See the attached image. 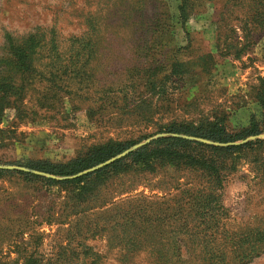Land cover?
Returning <instances> with one entry per match:
<instances>
[{
	"label": "rangeland",
	"instance_id": "obj_1",
	"mask_svg": "<svg viewBox=\"0 0 264 264\" xmlns=\"http://www.w3.org/2000/svg\"><path fill=\"white\" fill-rule=\"evenodd\" d=\"M190 3L181 29L176 21L178 0H0V61L10 59L7 37L20 44L36 35L45 50L58 49L52 60L36 64L56 87L49 89L33 76L27 81L31 87L21 115L12 107L4 111L0 163L24 158L65 162L93 145L161 136L156 132L173 122L220 117L229 131H239L252 117L260 120L256 92L264 79V24L251 20L256 1ZM75 37L94 46L81 83L63 67L70 66ZM173 60L193 62L190 76L182 84L174 80L173 85L150 89L155 74L161 75ZM45 62H55L56 67L49 69ZM64 70L67 74L60 75ZM260 136L264 133L237 143L264 140ZM262 156L264 145L239 154L233 167L224 161L229 172L217 189L223 210L217 207L212 213L217 233L210 235V246L234 252L235 246L246 244L239 241L243 233L264 228V187L254 168L255 159ZM207 186L198 173L168 166L156 173L113 178L96 203L74 207L58 188L2 178L0 264H24L29 258L41 264H212L198 251L191 252L206 243L189 237L198 228L189 225L184 237L168 233L170 223L184 218L180 210L137 215L136 224H149L154 235L132 252L111 229L114 220L120 222L119 208L107 203L101 208L109 209L102 214L98 208L112 196L115 203L129 199L149 210L176 200L187 207L194 201L186 190ZM105 223L110 225L103 227ZM168 245L179 246L183 255L159 258L149 249ZM230 251L225 260L238 264ZM245 264H264V252Z\"/></svg>",
	"mask_w": 264,
	"mask_h": 264
},
{
	"label": "trees",
	"instance_id": "obj_2",
	"mask_svg": "<svg viewBox=\"0 0 264 264\" xmlns=\"http://www.w3.org/2000/svg\"><path fill=\"white\" fill-rule=\"evenodd\" d=\"M232 1L235 4H241L243 0ZM254 1H256V6L252 8L254 15L251 20L256 25H263L264 0ZM175 8L176 21L182 29L189 18L191 10L190 0H178ZM105 25L108 29L112 28V26ZM6 40L9 47L10 59L0 61V123L7 108L12 107L17 114H20V108L26 92L31 87V83L27 82L30 78L37 76L36 78L40 82L47 84V88L49 89L50 87L55 88L57 85L52 79L46 77V73L39 72L36 65L41 59L46 61L47 58L53 57V54L58 51L55 46L51 50H45L43 40L36 35L27 37L20 44H14L9 37ZM72 41L69 49V52H73L69 53L72 69L69 68L70 66L63 67H66L65 69L70 74H74L73 80L77 76L79 83H81L82 75L85 72L84 64L92 56L91 53L94 50V46L93 43H90L92 41L85 38L75 37ZM42 51L48 52L47 55H44ZM193 64V62L177 60L169 62L166 69L160 72L161 75L155 74L153 82L149 84V88L159 90L162 85L165 86L168 83L169 85L175 84L174 80L182 84L185 78L190 76ZM45 65L49 69L56 67L55 62H45ZM66 70L59 71V74L66 75ZM68 77L69 75L63 81ZM111 90L114 89L111 88ZM256 100L262 111L260 120L252 117L248 126L239 131H229L226 123L220 117L212 119L204 118L189 123L173 122L163 125L156 132L164 136L154 138L153 134L138 140L108 141L100 145H93L86 151L65 162H53L40 158H24L11 163H0L1 166L18 167L28 170L0 168V179L13 177L19 178L28 184H41L46 188H58L66 192L67 198L72 202L74 207H79L83 204L96 203L99 200L101 190L113 178L129 174L156 173L161 168L168 166L187 172H196L200 177L203 176L205 178L208 186L187 189L186 191L192 194L191 197L194 201L187 207L183 204L178 205L179 201L176 200L177 203L171 204L173 202L171 201L165 203L160 209L151 208L149 210L143 205H132V201L129 199L115 203L113 202L115 196H112L109 202L108 200L102 201L100 207L97 205L100 208L99 212L102 214L108 211L109 208H101L105 207L107 203H110L111 207L119 208V212L121 213H118L117 216L120 222L114 220V223L111 225L112 230L115 228V239L121 243H125L132 252H137L142 249L141 243L152 240L154 235L152 227L149 224H136L137 215L144 217L154 215L155 211L173 212L180 210L184 218L177 223H170L166 227L172 238H177L180 235L186 236L187 230L189 231V225L198 228L195 232H191L192 234L189 237L193 236L195 237L194 239L199 238L200 240L206 239V243L203 242L202 244L204 245H200V248H197V250L191 248V252L196 253L198 251L206 259L210 260L212 264L218 261L222 264H229V261L225 259L230 250L225 246L212 247L207 242L210 235L217 233V231L213 232L211 225L214 221V214L212 213L217 211L215 210L217 207L223 210L219 204L217 189L222 187V183L228 175L227 172H229L226 169L224 161L232 163V160L238 158L239 154L253 149L254 146L264 145V140L237 143L251 137H258L264 133V79H261L259 82ZM147 139L149 141L146 144L136 147ZM196 139L217 143L219 146L204 144L196 141ZM118 156L120 158L111 163L92 170ZM255 164L254 168L256 169L257 177L264 187V156L257 157ZM231 166L233 167V163ZM32 172H38L43 176ZM193 213V217H190ZM107 225L110 224L105 223L103 227H107ZM242 235L241 237L240 234L241 238L239 241L243 239V242L246 243L245 246L239 244L235 246L234 252L230 251L236 257L235 259L238 264H245L248 260L264 252V228L249 230ZM149 249L153 251L154 256L159 258L170 255L180 258L183 255L181 248L177 245H168L167 247H158L157 249L150 247ZM217 255L220 258H216ZM24 264H41V262L29 258Z\"/></svg>",
	"mask_w": 264,
	"mask_h": 264
},
{
	"label": "water",
	"instance_id": "obj_3",
	"mask_svg": "<svg viewBox=\"0 0 264 264\" xmlns=\"http://www.w3.org/2000/svg\"><path fill=\"white\" fill-rule=\"evenodd\" d=\"M161 136H164V135H161ZM161 136H158V137H161ZM260 137H263V138H264V136H260ZM154 138H157V137H154ZM148 141H149V139H147V140H145V141H142V142L139 143L136 147H139V146H141V145H144V144H146ZM196 141L201 142V143H204V144L212 145V146H219V144H217V143H212V142H209V141H206V140L196 139ZM118 158H120V156L115 157L114 159H111V160L107 161L106 163H104V164H102V165H100V166H98V167H96V168H93L92 170H95V169H98V168H100V167H103V166H105V165L111 163L112 161H114V160H116V159H118ZM0 168H3V169H11V170H24V171H28V170L21 169V168H18V167H10V166H0ZM92 170H90V171H92ZM32 173L37 174V175H42V174H40V173H38V172H32ZM42 176H43V175H42Z\"/></svg>",
	"mask_w": 264,
	"mask_h": 264
}]
</instances>
